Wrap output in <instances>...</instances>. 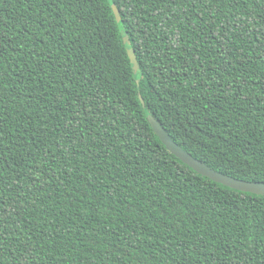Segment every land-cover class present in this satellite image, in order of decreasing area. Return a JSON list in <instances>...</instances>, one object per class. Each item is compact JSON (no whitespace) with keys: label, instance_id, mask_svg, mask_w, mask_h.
Listing matches in <instances>:
<instances>
[{"label":"trees","instance_id":"obj_1","mask_svg":"<svg viewBox=\"0 0 264 264\" xmlns=\"http://www.w3.org/2000/svg\"><path fill=\"white\" fill-rule=\"evenodd\" d=\"M153 120L264 182V0H0V264H264V195Z\"/></svg>","mask_w":264,"mask_h":264},{"label":"water","instance_id":"obj_2","mask_svg":"<svg viewBox=\"0 0 264 264\" xmlns=\"http://www.w3.org/2000/svg\"><path fill=\"white\" fill-rule=\"evenodd\" d=\"M118 26L122 35V39L124 45L126 47L127 53L130 57V63L135 75H139L140 67L135 55V51L131 44L130 38L128 36L127 31L118 16V12L116 11ZM152 127L159 137L160 141L163 145L173 153L177 158L183 161L186 165L191 167L197 173L208 177L214 182L221 183L227 187L232 189H236L243 192H249L258 195H264V182L260 181H248L244 179H239L230 175H227L223 172L217 171L210 166H208L203 161L197 159L192 156L188 151L183 149L177 142H175L169 133L164 129V127L158 123L157 121H152Z\"/></svg>","mask_w":264,"mask_h":264}]
</instances>
